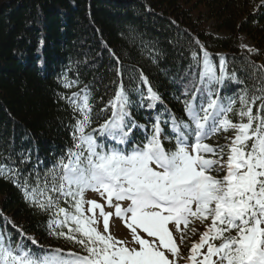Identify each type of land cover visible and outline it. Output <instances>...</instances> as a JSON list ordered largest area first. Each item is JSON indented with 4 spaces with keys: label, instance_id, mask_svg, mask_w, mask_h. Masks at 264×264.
<instances>
[{
    "label": "trees",
    "instance_id": "1",
    "mask_svg": "<svg viewBox=\"0 0 264 264\" xmlns=\"http://www.w3.org/2000/svg\"><path fill=\"white\" fill-rule=\"evenodd\" d=\"M204 21L213 22V32ZM240 34L255 51L242 52ZM201 45L217 76L221 58L225 62L223 80L202 88L203 103L209 92L225 106L235 101L228 118L240 123L245 96L256 115L261 100L252 99L264 98V0H0V234L6 242L41 257L47 247L86 254L74 241L50 234L68 232L67 226L50 229L54 209L43 211L25 198V186L29 193L45 183L50 189L53 170L62 174L55 166L62 158L68 162L70 149L76 151L74 125L81 116L66 98L82 96L87 86L92 105L88 134L111 118L109 101L123 83L129 100L123 129L128 144L143 147L159 123L163 136L170 137L161 141L164 148L174 150L173 119L191 123L184 102L201 87L203 66L193 60V52L203 57ZM141 73L159 101L147 98L149 85L142 83ZM235 135V129H222L203 142L219 149ZM94 137L105 136L96 132ZM228 155L225 147L222 163ZM218 167L208 174L222 179L226 171ZM58 201L74 212L71 197ZM208 220L189 226L192 240Z\"/></svg>",
    "mask_w": 264,
    "mask_h": 264
},
{
    "label": "snow or ice",
    "instance_id": "2",
    "mask_svg": "<svg viewBox=\"0 0 264 264\" xmlns=\"http://www.w3.org/2000/svg\"><path fill=\"white\" fill-rule=\"evenodd\" d=\"M241 47L248 48L249 52L255 51L247 45ZM201 50L202 58L193 52V60L203 66L201 87L191 100L184 102L191 123L173 119L174 150L164 148L157 123L153 126V135L146 137L147 143L142 148H134L127 154L116 148L97 151L104 145L96 143V132L118 143H124L129 134L123 131L130 116L126 110L129 100L123 83L118 86L114 99L109 101L111 118L88 134L85 129L91 123L92 105L87 86L81 90L82 96L73 93L72 97L66 98L73 105V111L81 116L74 125L76 151L70 149L68 162L64 163L62 158L55 166L62 169V174L53 170L50 189L45 183L43 188L37 185L29 193L25 186V198L31 199L43 211L54 209V216L49 220L50 229L53 225L67 226L68 232L53 230L50 234L74 241L86 254L71 251L65 254L62 249H51L42 257L36 256L31 250L24 251L20 244L13 248L11 240L6 242L0 234V264H175V260L170 261L164 251L173 257L178 255V246L168 225L174 222L179 231L181 222L187 227L189 217L202 221L210 218L212 221L199 242L192 244L189 257L192 264H264V98L253 97L251 103L261 100L257 114L253 115L249 101L241 96L240 123H233L228 118L235 101L225 106L209 92L205 105L202 88L223 80L225 62L221 58L220 75L217 76L209 53L202 45ZM141 81L149 85L143 73ZM65 87L69 85L65 84ZM147 98L160 100L150 85ZM198 98L201 99L199 106L196 104ZM245 117L247 123L243 122ZM136 126L133 124V128ZM222 129L236 130L230 145L217 149L203 142ZM225 147L229 149L227 171L222 179H217L208 173L217 164L223 167ZM207 155H219L221 159H209ZM0 174H3L2 168ZM87 189L99 192L101 196L106 194L107 204L131 230L132 241L138 247H127L124 241L111 235L109 227L113 213L105 212L103 205L95 200L86 202L83 194ZM49 191L57 193V198L49 195ZM59 196L71 197L73 203L70 207L74 212L59 205ZM122 201L129 202L127 207H122L119 203ZM85 203L90 205L87 211L92 213L91 216L84 214ZM95 209H99L103 233L95 226L99 223ZM60 216L63 220L59 219ZM69 222L75 227L69 226ZM233 230L236 232L234 236L231 235ZM139 231L152 239L143 238ZM29 239L33 244L37 243L34 238ZM217 240L219 245L214 243ZM205 246L207 252L201 253ZM198 255L201 256L199 260Z\"/></svg>",
    "mask_w": 264,
    "mask_h": 264
},
{
    "label": "rangeland",
    "instance_id": "3",
    "mask_svg": "<svg viewBox=\"0 0 264 264\" xmlns=\"http://www.w3.org/2000/svg\"><path fill=\"white\" fill-rule=\"evenodd\" d=\"M206 22V29L209 32H213V22L211 21H204ZM239 43H240V47L241 45H247L248 47L253 49V45L251 43V41L244 35V34H240L239 37ZM242 52L244 53H249L248 48H242L241 47ZM188 150L191 152V148H188ZM221 168L225 169L227 171V166L223 163V167L220 165ZM218 167V169L220 168ZM106 194L105 196H101L99 192L93 191L91 189H87L85 190L84 194H83V199L87 202L90 200H95L96 202L100 203L101 205H103L104 207V211L105 212H112L113 216L110 218V227H109V231L111 233V235L113 237H115L117 240L119 241H124L125 242V246L127 247H138L137 244H135V242L132 241V236H131V230L125 225V223L120 219L117 218L114 214V208L111 207L110 205L107 204L106 202ZM113 203H117V201L113 200ZM122 204V207H127V204L129 203L128 201H122L119 202ZM90 205L88 203H85L83 205V209H84V214L86 216H91L92 213H89L87 211L88 207ZM95 213L97 216V219L99 220V223L97 225H95L99 231H101L103 233V221L102 219L99 217V209H95ZM130 215V214H129ZM200 219L195 218L193 222H197ZM194 225V224H193ZM211 225V223L208 224V227ZM168 227L170 228V230L172 231V235L174 237V242L177 244L178 246V255L176 257H173L171 255V253H169L167 250L165 251V255L168 256L169 260H175V264H192V262L190 260H188L187 258L190 257L191 252L190 249L192 247L193 243H198L200 240V236L201 234H199L198 239L195 240L192 238L195 236H192L188 231H187V227H185L184 224L179 225V231H177L176 225L174 222H170ZM139 234L145 238V239H152L150 237L147 236L146 233H143L142 231H139ZM183 235V240H181V236ZM190 242H192V244L190 245ZM52 249H58L56 247H52ZM201 253H206L207 252V246H205L203 249L200 250ZM186 253V255H185ZM201 259V256H197V260ZM216 258L213 257V260H215Z\"/></svg>",
    "mask_w": 264,
    "mask_h": 264
}]
</instances>
